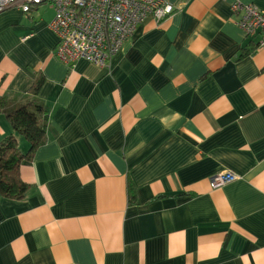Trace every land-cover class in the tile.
I'll return each instance as SVG.
<instances>
[{
  "label": "crops",
  "instance_id": "0c3cea01",
  "mask_svg": "<svg viewBox=\"0 0 264 264\" xmlns=\"http://www.w3.org/2000/svg\"><path fill=\"white\" fill-rule=\"evenodd\" d=\"M168 1L105 68L57 59L51 8L0 14V97L22 106L41 78L46 126L25 198H0V264H264V47L235 0ZM11 135L27 154L0 115ZM223 172L239 179L213 188Z\"/></svg>",
  "mask_w": 264,
  "mask_h": 264
},
{
  "label": "built area",
  "instance_id": "2783aa9c",
  "mask_svg": "<svg viewBox=\"0 0 264 264\" xmlns=\"http://www.w3.org/2000/svg\"><path fill=\"white\" fill-rule=\"evenodd\" d=\"M43 6L54 12L48 29L58 38L57 59L66 66L85 61L99 68L107 67L110 58L147 19L159 24L175 11L168 0H0V14L17 9L29 15ZM231 14L246 37H258L259 47H264V11L235 0ZM238 179L223 172L210 183L220 188Z\"/></svg>",
  "mask_w": 264,
  "mask_h": 264
},
{
  "label": "trees",
  "instance_id": "16d2710c",
  "mask_svg": "<svg viewBox=\"0 0 264 264\" xmlns=\"http://www.w3.org/2000/svg\"><path fill=\"white\" fill-rule=\"evenodd\" d=\"M246 54H249L248 49L243 55ZM42 82V79L38 78L31 97L22 106H14L5 97H0V115L5 116L13 131L29 144L27 154L23 155L19 151L16 136L11 135L0 142L1 199L22 201L29 191V186L21 180L20 167L23 162L30 160L35 150L46 141V126L43 120L45 110L37 98Z\"/></svg>",
  "mask_w": 264,
  "mask_h": 264
},
{
  "label": "rangeland",
  "instance_id": "374dc122",
  "mask_svg": "<svg viewBox=\"0 0 264 264\" xmlns=\"http://www.w3.org/2000/svg\"><path fill=\"white\" fill-rule=\"evenodd\" d=\"M46 7V6H45Z\"/></svg>",
  "mask_w": 264,
  "mask_h": 264
}]
</instances>
